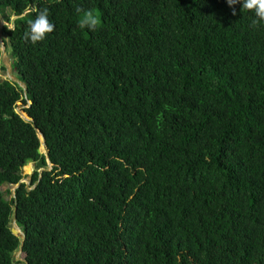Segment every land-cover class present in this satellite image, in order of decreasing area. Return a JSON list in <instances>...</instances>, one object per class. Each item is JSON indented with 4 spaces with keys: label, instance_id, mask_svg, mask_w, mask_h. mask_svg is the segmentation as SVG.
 I'll return each mask as SVG.
<instances>
[{
    "label": "trees",
    "instance_id": "16d2710c",
    "mask_svg": "<svg viewBox=\"0 0 264 264\" xmlns=\"http://www.w3.org/2000/svg\"><path fill=\"white\" fill-rule=\"evenodd\" d=\"M44 8L54 31L26 42ZM25 11L1 30L26 93L0 81V264H264V22L226 0H0L7 24Z\"/></svg>",
    "mask_w": 264,
    "mask_h": 264
},
{
    "label": "clouds",
    "instance_id": "9594fccd",
    "mask_svg": "<svg viewBox=\"0 0 264 264\" xmlns=\"http://www.w3.org/2000/svg\"><path fill=\"white\" fill-rule=\"evenodd\" d=\"M226 3L228 7L232 9L233 16L237 14L235 11L236 5H241V11L247 10L249 12H254L255 19L252 21V27H256L261 22H264V0H226ZM28 11H25L21 16L14 17V19H23L24 16L28 15ZM48 15L49 13L47 8L40 9L37 12L35 18L29 22L28 30L24 33V39L26 42H30L32 44L42 42L48 34H51L54 31L55 26L49 21ZM1 18L3 20V17ZM97 23L98 21L93 17V14L88 12L86 13V18L81 24V27H88L90 30H95ZM3 26H8V24L2 23L1 29ZM40 171L38 173H41Z\"/></svg>",
    "mask_w": 264,
    "mask_h": 264
},
{
    "label": "rangeland",
    "instance_id": "374dc122",
    "mask_svg": "<svg viewBox=\"0 0 264 264\" xmlns=\"http://www.w3.org/2000/svg\"><path fill=\"white\" fill-rule=\"evenodd\" d=\"M92 14H93V17L96 18L97 21H98L97 25L100 24V15H99V12L97 10H95L94 12H92ZM5 16L6 17L7 16L10 17V24H8L7 27L8 28H12V21L15 20L14 17L11 16L10 12L6 13ZM2 23H4V24L6 23L5 20H4V18L2 20ZM1 30L2 29L0 27V36H1L2 41L3 40L5 41L6 46L4 45V47H5V53L4 54H1V64H2V66L5 69L0 72V77L4 78L5 80H9V78H10L12 80V82H15V83H18L19 84L20 82L18 81L17 76H16L15 72L12 69V58H9V56L11 55L10 48L8 46L7 39H5L4 37H2ZM22 107H23V105L21 103H18L17 104L16 112L19 115L23 114ZM28 169H31V173H29V174L28 173L25 174L23 172V169H22V171H21L22 180L30 179V177L32 176V174L34 172V169H35L34 164L28 165L27 170ZM24 183H25L26 186H28V187L30 186V181H29V183L28 182L27 183L24 182ZM11 191L13 192V190H11ZM11 228H12V226H11ZM16 254H18V253H16ZM18 257H19L20 260H23L24 259V255L23 254L22 255H19Z\"/></svg>",
    "mask_w": 264,
    "mask_h": 264
},
{
    "label": "water",
    "instance_id": "95a60500",
    "mask_svg": "<svg viewBox=\"0 0 264 264\" xmlns=\"http://www.w3.org/2000/svg\"><path fill=\"white\" fill-rule=\"evenodd\" d=\"M0 50H1V54H4L5 53V47H4V44H3V42H2V39H1V36H0ZM9 58H12V55H10L9 56ZM5 79L4 78H2V77H0V81H4ZM9 81L10 82H12V80L9 78ZM19 85V87H21L22 89H23V91H24V93H26V87L23 85V84H21V83H19L18 84ZM28 104L30 105L31 103L30 102H28ZM28 107V106H27ZM26 107V108H27ZM18 114V113H17ZM19 115V114H18ZM21 118H23L25 121H27V122H31V119H29L27 116H26V114H21V115H19ZM36 133H37V136H38V138H39V140H40V143H41V147H40V149H39V153L40 154H43L44 156H45V158H46V161H47V164L49 165V168L51 169V167H50V163H49V156H48V151H47V149H46V147H45V140H44V138H43V136L41 135V133L40 132H38L37 130H36ZM41 149H43V152H42V150ZM40 172H42V171H40ZM29 179H25V180H21L20 182H19V184L15 187V189H17L18 187H19V185L20 184H24V182H28L29 183ZM33 188V187H32ZM32 188H29L28 186H27V191H30ZM15 210V209H14ZM11 226H12V228H11V233H12V235H14L15 237H19V233H18V231L16 230V228H18V226H17V223H16V214L14 213V215H13V219H12V222H11ZM19 229V228H18ZM24 237H25V235H24V233L21 231V239L22 240H24ZM22 254V251H21V249L19 250V252H18V254H16L15 255V260L16 261H20V262H23V263H25V261L24 260H20L19 259V255H21Z\"/></svg>",
    "mask_w": 264,
    "mask_h": 264
},
{
    "label": "crops",
    "instance_id": "0c3cea01",
    "mask_svg": "<svg viewBox=\"0 0 264 264\" xmlns=\"http://www.w3.org/2000/svg\"><path fill=\"white\" fill-rule=\"evenodd\" d=\"M2 16L0 15V27L2 26Z\"/></svg>",
    "mask_w": 264,
    "mask_h": 264
},
{
    "label": "bare ground",
    "instance_id": "6f19581e",
    "mask_svg": "<svg viewBox=\"0 0 264 264\" xmlns=\"http://www.w3.org/2000/svg\"><path fill=\"white\" fill-rule=\"evenodd\" d=\"M27 166H28V165H27ZM16 230L18 231V228H16ZM18 233H19V237H21V232L18 231Z\"/></svg>",
    "mask_w": 264,
    "mask_h": 264
}]
</instances>
